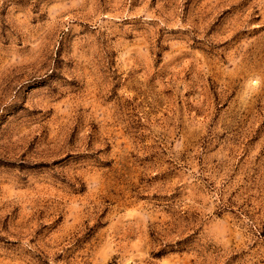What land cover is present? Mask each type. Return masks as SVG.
I'll return each mask as SVG.
<instances>
[{"label": "rangeland", "instance_id": "1", "mask_svg": "<svg viewBox=\"0 0 264 264\" xmlns=\"http://www.w3.org/2000/svg\"><path fill=\"white\" fill-rule=\"evenodd\" d=\"M0 264H264V0H0Z\"/></svg>", "mask_w": 264, "mask_h": 264}]
</instances>
